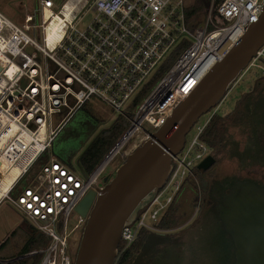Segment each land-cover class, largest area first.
Instances as JSON below:
<instances>
[{"label": "built area", "instance_id": "1", "mask_svg": "<svg viewBox=\"0 0 264 264\" xmlns=\"http://www.w3.org/2000/svg\"><path fill=\"white\" fill-rule=\"evenodd\" d=\"M71 1L38 0L22 24L0 11V204L9 201L51 237L40 264H73L67 239L87 221L78 214L69 229L78 204L118 155L128 156L151 137L264 8V0H209L203 23L191 28L186 11L195 0H73L68 10ZM56 16L61 21L49 33ZM31 44L35 49L22 55ZM178 48L182 51L163 68ZM253 68L264 76V46L239 78ZM94 105L130 122L97 167L84 175L65 160L43 159L72 115ZM210 112L172 156L164 187L124 225L118 258L141 231L170 230L160 227L162 216L197 180L198 164L211 154L207 136L219 106ZM9 174L14 176L4 187Z\"/></svg>", "mask_w": 264, "mask_h": 264}, {"label": "water", "instance_id": "2", "mask_svg": "<svg viewBox=\"0 0 264 264\" xmlns=\"http://www.w3.org/2000/svg\"><path fill=\"white\" fill-rule=\"evenodd\" d=\"M263 46L264 8L259 20L248 27L151 137L127 156L115 175L110 180L106 177L103 186H95L78 204L76 212L87 221L74 264H115L124 225L131 224L138 211L164 187L173 168L172 156L183 149L193 125L222 102ZM118 120L103 128L86 150ZM62 155L68 157L67 151ZM215 163V156L210 154L197 167L207 171ZM77 167L87 175L81 165ZM223 201L218 217L234 241V264H264V189L240 182L231 186Z\"/></svg>", "mask_w": 264, "mask_h": 264}, {"label": "rangeland", "instance_id": "3", "mask_svg": "<svg viewBox=\"0 0 264 264\" xmlns=\"http://www.w3.org/2000/svg\"><path fill=\"white\" fill-rule=\"evenodd\" d=\"M37 1L0 0V11L13 21L22 24L25 14L36 5ZM257 74L258 72L253 68L243 74L242 77L237 78L226 97L218 105L220 113L211 121L210 126L217 118H226L229 114L239 110L241 106L239 102L242 99H247L254 92L263 91L260 87L264 83V76ZM87 108L94 116H91L85 107L77 110L59 130L43 159L63 156L62 153L67 150V145L74 142V140L81 145L88 142L102 128L110 126L117 118L116 114H110L102 106L94 105L87 106ZM210 113L202 115L197 123L203 124L206 122ZM145 127L150 129L147 124H145ZM192 133L193 130L187 134L188 139L191 138ZM228 134L227 145L210 135L207 136L208 142L212 145L216 163L209 170L197 173V180L190 181L181 191L174 206L182 214L178 226L171 228L166 234L145 233L137 242L139 250L143 248L145 250L146 247L154 250L158 248L159 243L165 237L180 238L189 252L193 254V258L188 261V264H220L219 257H222L223 245L216 237V233L220 231L218 222L221 221L218 214L221 206L225 204L223 200L226 194L230 193V185L240 181H248L264 188V166H242L239 158L234 155L237 149L240 151L244 149L248 140L249 126L236 125L230 122ZM130 147L131 145L128 149ZM126 159V155H118L107 166L101 177L103 178L105 175L113 176L117 168ZM70 163L77 173H81L74 161ZM27 178L28 176L22 184H26ZM197 195H199L198 202ZM77 218L78 213H73L70 218L69 229L77 222ZM31 223V220L9 201L0 204V243L7 240L5 246L0 249V259H14L21 256L19 252L28 239L29 232L33 229ZM82 232L83 227L72 232L67 239V252L73 264ZM50 244L51 242L46 247L31 250L30 252L37 251V253L30 254L28 252L26 254L30 255L27 257H34L39 254L43 255L44 259ZM115 264H117V259ZM124 264H127V262Z\"/></svg>", "mask_w": 264, "mask_h": 264}, {"label": "trees", "instance_id": "4", "mask_svg": "<svg viewBox=\"0 0 264 264\" xmlns=\"http://www.w3.org/2000/svg\"><path fill=\"white\" fill-rule=\"evenodd\" d=\"M208 4L209 0H195V3L187 9V23L191 28H196L203 23L207 15ZM181 51L182 49L180 48L176 49L169 62H166L163 68L169 67L170 63H172L174 58H176ZM257 75L262 76L260 73ZM260 88L263 91L254 92L249 95L247 99H242L241 102H239L241 105L239 110L235 113L229 114L226 118H217L213 121L208 130V135L227 145L230 122L236 125L249 126L248 140L244 149L242 151L237 149L234 154L239 158L242 166H264V83ZM145 91L143 92L145 93ZM140 99L141 96L137 97L135 104L138 103ZM85 109L91 116H94L87 107H85ZM129 124L130 122L127 119L120 118L117 123L110 130L106 131L94 144L86 158L91 164L88 172H91L101 161L107 149L121 137L129 127ZM211 154L213 155L212 145ZM196 172L199 173L200 170L196 168ZM198 196L199 195H197V202L199 200ZM176 200L177 199L174 200L162 216L159 224L161 228L171 229L178 226L182 214L178 212V208L174 207ZM218 223L220 225V231L215 233L217 239L223 245L222 257H219V262L220 264H234V241L224 229L222 222L219 221ZM144 234L145 232L141 231L137 240L131 245V247H129L124 253L120 254L117 259V264H124L126 262L127 264H188V261L193 258V254L189 252L185 247V243L180 238L171 239L165 237L159 243L158 248L152 250L146 247L145 250L144 248L139 250L137 242L140 237L144 236ZM50 242V236L38 232L33 227L29 232L28 239L19 252V255L23 256L35 248L46 247ZM6 243L7 240L1 243L0 249L3 248ZM121 251L122 244L119 245V252L121 253ZM42 259L43 255L38 254L34 257H20L6 264H40ZM31 260L32 262H30Z\"/></svg>", "mask_w": 264, "mask_h": 264}, {"label": "flooded vegetation", "instance_id": "5", "mask_svg": "<svg viewBox=\"0 0 264 264\" xmlns=\"http://www.w3.org/2000/svg\"><path fill=\"white\" fill-rule=\"evenodd\" d=\"M108 127V126H107ZM105 128V127H104ZM103 129V128H102ZM101 129V130H102ZM100 130V131H101ZM110 130V129H109ZM99 131V132H100ZM106 131H108V130H105L99 137H98V139H96V141H94V143L90 146V148H88L87 150H86V148H87V146L92 142V140L98 135V133L97 134H95L94 135V137L93 138H91L88 142H86V143H84V144H79V143H77L75 140H74V142H72V143H70L69 145H67V156L68 157H66V159L69 161V162H72V161H74V163H76L77 164V166L78 165H81L86 171H88L89 169H90V167H91V164H90V162H88L87 160L88 159H86L87 158V155H88V153L91 151V149H92V147L94 146V144L102 137V135L106 132ZM117 142V141H116ZM116 142L111 146V147H109L108 149H107V151L104 153V156H106L109 152H110V150L114 147V145L116 144ZM86 150V151H85ZM103 156V157H104ZM103 159V158H102ZM101 159V160H102ZM99 164V163H98ZM97 164V165H98ZM97 165L94 167V169L97 167ZM93 169V170H94ZM115 175V174H114ZM113 175V176H114ZM112 175H105L103 178L101 177L100 178V180H99V182H98V184L96 185V186H103L104 184H105V178L106 177H109V180L113 177ZM241 182V181H240ZM240 182H237V183H240ZM246 182H248V181H246ZM237 183H234V185L235 184H237ZM249 183H252V182H249ZM254 184H256V183H254ZM229 185H230V183H229ZM233 185V184H232ZM232 185H230V186H232ZM257 185V184H256ZM258 186V185H257ZM262 189H264V188H262ZM230 191H231V189H230ZM230 236H231V234H230ZM231 238H232V236H231ZM234 251H235V248H234Z\"/></svg>", "mask_w": 264, "mask_h": 264}, {"label": "bare ground", "instance_id": "6", "mask_svg": "<svg viewBox=\"0 0 264 264\" xmlns=\"http://www.w3.org/2000/svg\"><path fill=\"white\" fill-rule=\"evenodd\" d=\"M75 2L72 0L71 2H69L68 3V5H67V7H68V10H71V9H73L75 6ZM69 12V11H68ZM60 17L59 16H56L53 20H52V22H51V24L48 26V31H49V33H51L53 30H55L56 29V27H57V24H59L60 23ZM35 48H34V46L31 44V45H29L28 46V48L24 51V53L22 54V55H26L27 54V52H31V51H33ZM24 63V62H23ZM14 176V174L12 175V174H9V176L7 177V179L5 180V182H4V187H6V186H8L9 184H10V182H11V180H12V177Z\"/></svg>", "mask_w": 264, "mask_h": 264}, {"label": "crops", "instance_id": "7", "mask_svg": "<svg viewBox=\"0 0 264 264\" xmlns=\"http://www.w3.org/2000/svg\"><path fill=\"white\" fill-rule=\"evenodd\" d=\"M59 159H61V160H65V161H67V162H69L65 157H63V156H61V157H58ZM69 164H71L70 162H69ZM72 165V164H71ZM73 166V165H72Z\"/></svg>", "mask_w": 264, "mask_h": 264}]
</instances>
